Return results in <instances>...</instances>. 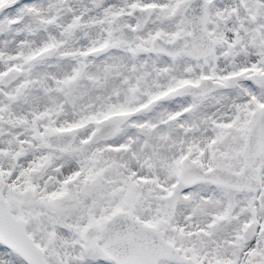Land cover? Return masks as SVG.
Wrapping results in <instances>:
<instances>
[{
	"label": "snow or ice",
	"instance_id": "snow-or-ice-1",
	"mask_svg": "<svg viewBox=\"0 0 264 264\" xmlns=\"http://www.w3.org/2000/svg\"><path fill=\"white\" fill-rule=\"evenodd\" d=\"M0 264H264V0H0Z\"/></svg>",
	"mask_w": 264,
	"mask_h": 264
}]
</instances>
